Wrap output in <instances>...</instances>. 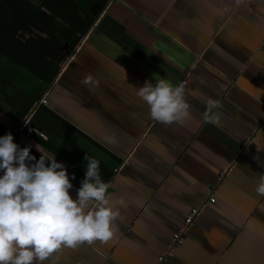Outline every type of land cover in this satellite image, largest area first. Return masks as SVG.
Segmentation results:
<instances>
[{"label": "crops", "instance_id": "1", "mask_svg": "<svg viewBox=\"0 0 264 264\" xmlns=\"http://www.w3.org/2000/svg\"><path fill=\"white\" fill-rule=\"evenodd\" d=\"M158 78L184 79V124L151 119L136 96ZM25 117L33 130L17 129ZM263 120L264 0H0V136L62 163L73 200L97 159L123 217L57 264H158L170 247L161 264H264Z\"/></svg>", "mask_w": 264, "mask_h": 264}, {"label": "clouds", "instance_id": "2", "mask_svg": "<svg viewBox=\"0 0 264 264\" xmlns=\"http://www.w3.org/2000/svg\"><path fill=\"white\" fill-rule=\"evenodd\" d=\"M80 83L89 91L99 86L91 74ZM132 87L148 105L151 119L164 125L191 119L184 83L173 85L158 78ZM204 101V121L219 124L222 113L214 110L222 105L210 97ZM13 141L11 133L0 136V264H57L66 248L76 250L83 244L110 241L116 222L123 217L108 194L110 185L99 175V161L84 157L88 161L85 177L73 200L69 195L72 184L62 163L54 158L46 161L43 156L36 160L29 147L20 148ZM254 159L259 162V157ZM33 160L34 164L26 163ZM254 191L264 197V173L258 175ZM118 203L123 206L124 202Z\"/></svg>", "mask_w": 264, "mask_h": 264}, {"label": "built area", "instance_id": "3", "mask_svg": "<svg viewBox=\"0 0 264 264\" xmlns=\"http://www.w3.org/2000/svg\"><path fill=\"white\" fill-rule=\"evenodd\" d=\"M108 1H111V0H108ZM184 82H185L184 79L182 81H180V83H184ZM40 102L43 103V104H45L46 103V100L44 98H41L40 99ZM261 124L264 125V120L262 121ZM25 128H29V129L33 130V127L31 126V124L29 122V117H25L21 121L20 125L17 127V129L19 131H22ZM209 201L212 202L213 201V198L212 197L209 198ZM197 212H198V209H191L189 211L188 215L184 219V223H185V226L186 227L191 223L192 219L195 217V215L197 214ZM180 235L181 234H179V233H174L173 234V236H172L173 245H177V244H179L181 242L180 241L181 240L180 239ZM171 249H172V247H170L169 249H167L166 252L161 253V255L158 256V258H157L158 259V264H161V262L164 260L165 257L171 255Z\"/></svg>", "mask_w": 264, "mask_h": 264}, {"label": "trees", "instance_id": "4", "mask_svg": "<svg viewBox=\"0 0 264 264\" xmlns=\"http://www.w3.org/2000/svg\"><path fill=\"white\" fill-rule=\"evenodd\" d=\"M83 13H84L85 15H86V13H87V12H86V8H84V7H83ZM90 22H91V18H90V16H89V18H88L87 20L85 19V21L83 22V23H84V26L87 25V24L90 23ZM73 28H74V24H73ZM15 143H16L19 147L24 148V146H22L21 143H19L18 141L15 140Z\"/></svg>", "mask_w": 264, "mask_h": 264}]
</instances>
